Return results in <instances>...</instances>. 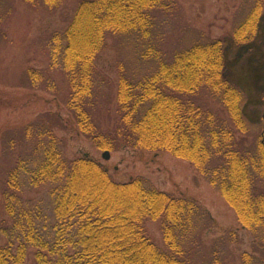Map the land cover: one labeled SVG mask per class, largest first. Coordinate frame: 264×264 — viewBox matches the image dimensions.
Wrapping results in <instances>:
<instances>
[{
    "label": "trees",
    "instance_id": "16d2710c",
    "mask_svg": "<svg viewBox=\"0 0 264 264\" xmlns=\"http://www.w3.org/2000/svg\"><path fill=\"white\" fill-rule=\"evenodd\" d=\"M14 1L0 0V26L10 9L6 4ZM25 1L51 10L67 2ZM76 2L69 21L50 29L44 41L50 52L46 70H60L68 81V94L61 96L57 84L53 92L65 99L80 134L104 151L168 152L189 160L261 239L264 191L258 194L256 184H264V142L256 139L248 149L237 136L253 137L256 127L243 113L246 95L229 79L223 41L195 30L185 31L174 46L165 40L163 18L180 11L177 0ZM263 11L264 0H247L233 27L238 45L257 40ZM114 45L123 56L111 110L112 102L99 108L96 100L101 58ZM24 73L25 85L41 79L32 68ZM211 102L221 105L227 119ZM53 118L41 116L2 136L0 203L13 225L0 223L6 241L0 243V264H231L226 245L235 235L210 238L214 222L205 208L141 177L118 183L87 155L69 159L65 140L55 133L63 121L57 114ZM107 119L114 122H102ZM42 186L51 189V222L41 217L40 206L23 207V190ZM156 220L162 246L144 229ZM242 258L244 264L255 260Z\"/></svg>",
    "mask_w": 264,
    "mask_h": 264
},
{
    "label": "rangeland",
    "instance_id": "374dc122",
    "mask_svg": "<svg viewBox=\"0 0 264 264\" xmlns=\"http://www.w3.org/2000/svg\"><path fill=\"white\" fill-rule=\"evenodd\" d=\"M177 1L180 11L163 18L165 40L170 41L174 46L178 38L184 36L185 31L195 30L204 36L223 41L229 79L246 95L243 113L256 127L251 133L253 137L240 134L237 136L245 141L248 149L250 145L256 143V139L258 144H262L264 142V11L260 19L257 40L247 45H238L233 38V27L237 19L244 16L247 0ZM76 3V0H67L64 7L58 10L48 9V6L39 3L30 4L25 0H15L12 4H6L7 10L10 9L6 20L0 26V166L3 164L2 136L5 132L18 131L32 122H39L38 119L44 115L52 122L54 115L57 114L63 121V127L55 130V133L65 140L64 152L69 159L87 155L103 164L113 180L118 183L130 182L141 177L158 190L197 202L213 218L210 238H221L229 233L235 235L229 237L226 245L231 264H244L242 260L244 255L252 256L255 259L254 263L257 261L256 258L259 262L264 261L260 253L264 251V231L262 230L261 233L258 231L261 239H257L250 228L243 226L236 208L209 185L189 160L168 152L155 155L130 148L110 152V159L105 160L103 155L106 151L98 149L91 140L80 134L66 108L65 99L61 97L58 100L55 97L56 93L53 92L57 84L58 88H61V96H64V91L68 94V81L60 70H46L50 63V52L47 42L44 41L50 29L64 27ZM118 50L116 45L111 46L101 58L99 71L102 77L98 82H101L102 91L96 100L99 108L106 107L110 102H112L111 110L116 107L118 65L122 63L123 56ZM27 68L38 71L41 77L32 86L23 83L26 81L24 72ZM210 106L217 114L220 112L222 118L227 119V114L220 104L211 102ZM102 122L111 123L114 120L107 119ZM50 190L48 186H42L25 188L22 192L23 207L26 205L30 208H39L40 206L41 217L47 218L49 222L53 220L51 211L53 198ZM256 191L258 194L264 191V184L261 181L256 184ZM10 218L4 203L1 202L0 223L4 221L8 228H11L13 223ZM144 229L151 241L159 246L163 245L160 220L147 221ZM235 238L239 240L238 243ZM5 242L4 238H0L1 244Z\"/></svg>",
    "mask_w": 264,
    "mask_h": 264
},
{
    "label": "water",
    "instance_id": "95a60500",
    "mask_svg": "<svg viewBox=\"0 0 264 264\" xmlns=\"http://www.w3.org/2000/svg\"><path fill=\"white\" fill-rule=\"evenodd\" d=\"M103 158H104L105 160H109V159H110V152H109V151H106V152L104 153V155H103Z\"/></svg>",
    "mask_w": 264,
    "mask_h": 264
}]
</instances>
